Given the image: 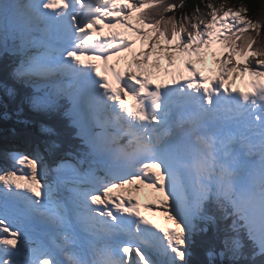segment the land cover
Listing matches in <instances>:
<instances>
[{
	"label": "snow or ice",
	"instance_id": "6c2138e0",
	"mask_svg": "<svg viewBox=\"0 0 264 264\" xmlns=\"http://www.w3.org/2000/svg\"><path fill=\"white\" fill-rule=\"evenodd\" d=\"M177 7L164 0H0V28L45 41L39 63L26 59L16 71L21 78L39 71L53 81L55 95L33 106L57 109L64 93L56 84L70 80L68 117L83 146L116 161L103 178L73 167L76 210L95 242L91 261L67 249L65 261L6 214L11 206L64 227L41 162L10 153L20 174L0 173V264H193L199 225L214 219L213 204L226 221L219 255L237 264L246 234L251 260L264 264V45L254 47L264 24L243 5L208 4L204 15L197 6L179 19L165 15ZM98 25L125 31L100 38ZM208 55L213 68L206 67ZM113 58L126 68L110 65ZM237 78L245 90L234 87ZM126 96L137 103L129 105ZM69 166L62 161L54 171L62 175ZM136 185L163 194L156 207L174 227L142 215L131 194L125 200L114 192Z\"/></svg>",
	"mask_w": 264,
	"mask_h": 264
},
{
	"label": "trees",
	"instance_id": "16d2710c",
	"mask_svg": "<svg viewBox=\"0 0 264 264\" xmlns=\"http://www.w3.org/2000/svg\"><path fill=\"white\" fill-rule=\"evenodd\" d=\"M239 3L237 0H164L165 4H175L178 7L174 12L165 13L166 16H175L177 19L184 16L185 14L190 15L193 13L190 11L191 8H195L196 5L200 6V13L204 15L208 9L206 5L213 4L216 7L228 4H232L235 7L245 6L248 9V17L253 21H259L264 24V0H241ZM183 3L188 5L189 11L184 13V8L179 7ZM228 3V4H225ZM183 8V9H182ZM148 12H154V9L146 10ZM258 44L254 47L264 45V29H261L260 36L257 38ZM239 43V42H238ZM15 56L13 54L0 59V84L3 91H0V173L5 171H11V160L8 157V153L14 148L24 149L33 158L39 160V153L44 154L46 159H52L56 161L57 155V143L72 139L68 143V147L74 151H83L85 157L89 159H95L94 153L88 151L83 146V141L78 135L77 128L73 125L70 119L66 116L65 112L72 106L68 97L61 96L58 99L59 107L55 110H43L33 106V101L37 103L46 102L55 93L50 90H39L33 92L40 87L33 84H27L24 79H21L16 75L17 69L14 68ZM11 92V94H10ZM50 95V97L48 96ZM63 114L61 125L56 129L63 131L62 136L55 139L48 138L50 127L53 126L52 121H57L58 115ZM18 120L24 122V126L21 127ZM44 140L48 147L54 149V154H48V147L44 144H40L37 140ZM43 159V158H41ZM220 211V210H219ZM221 212V211H220ZM212 215V214H211ZM221 212L218 221H220V232L217 234V228L219 227L218 221L217 228L212 220L202 222L196 237V247L194 249L193 264H233L230 255L220 256L223 228L225 226V219L222 218ZM231 223V221H227ZM244 239V253L245 256L241 257L237 264H261V258L257 257L255 262L251 260V242L247 239L246 234ZM215 253L214 256L209 257V252Z\"/></svg>",
	"mask_w": 264,
	"mask_h": 264
},
{
	"label": "rangeland",
	"instance_id": "374dc122",
	"mask_svg": "<svg viewBox=\"0 0 264 264\" xmlns=\"http://www.w3.org/2000/svg\"><path fill=\"white\" fill-rule=\"evenodd\" d=\"M237 1L239 3H242L241 0H237ZM21 2H26V0H21ZM228 5L233 9L239 8V7H235L232 4H228ZM197 6L199 5H196L195 8ZM183 8L185 13L186 11L187 12L189 11L190 7L187 4L186 5L184 4ZM195 8H191L190 11L192 12V9L194 11ZM189 14L190 16L194 15V12ZM109 39H111V37ZM136 45L139 46V43L137 42ZM3 50H5V53L11 52L14 55L16 54L19 55V58H17L15 61V68H16V67H20V65L23 64L26 59L28 60L35 59L39 63L40 58L44 56L46 47H45V41L41 37H29L27 34H23V35L14 34L9 29L0 28V56L3 55L1 53ZM146 50H148L147 47ZM129 55H130L129 53H125V56L129 57ZM206 61H207L206 67H210V68L214 67L211 55H208L206 57ZM119 65L126 66L124 60H120ZM201 68H205V65H201ZM204 74L206 75L208 73L205 71ZM24 78L37 84L39 87H41L40 89L42 90L43 89L45 90L49 87L53 88L52 79L46 78L39 71L34 72L33 74ZM238 81L239 79L237 78V82ZM120 86L121 87L123 86V82H121ZM56 87L64 93L63 95L69 97L70 100V96L68 95V93H70L72 90V84L70 80L62 78L57 82ZM56 99L57 100L60 99V96L56 97ZM125 100L128 103L132 101V99H128V96L125 97ZM47 137L50 138V136ZM14 152L23 153L26 156L31 157L29 153L24 149L14 148L13 150L10 151V153H14ZM10 153L8 154L9 157H10ZM48 154L49 156L51 155V150H48ZM41 158H43L44 160ZM45 159H46L45 155L43 153L42 154L39 153V161L41 162V164H43ZM65 161L70 165L68 168L71 169V171L68 174L64 172L66 176H62L68 182L67 187H62L59 183V180L57 179H56L57 182L54 180L55 183L52 184L53 188L56 189L54 191L55 200L57 201L58 206L63 213V218H64L63 228L54 226L47 219H42L39 217L32 218V217H26L20 215L19 213L14 211V209L11 206H9V208L7 209L6 214L8 215L9 219L15 220L17 226H19L22 230L27 231L31 240H33L36 244H43L47 247L53 248L55 251H57L58 254H60V258L62 260L65 261L67 260V257L63 255V251L67 249L69 254L72 253L80 254L85 259L91 261L93 259V256L91 254V248L95 242V238L92 235H90L88 231V226L82 224L79 220V216L76 210V201H75V192H74L75 187L79 183V179L76 173L73 172V167H75L77 170H80L81 164H76L74 166L73 163H75L76 161L73 158ZM11 162H12L11 171L15 170L17 171L18 174H20V170L16 165H14L12 159ZM102 163H109L112 165H116V161L104 156L102 153H97V160L94 162L92 167L89 168H91L92 171H94L96 175L101 178L105 177V175L100 172V167ZM119 166L124 167L125 165L121 163ZM24 171L26 172L27 170L25 169ZM45 173H46L45 178L50 183V176L48 175L49 173L48 172ZM51 173L52 172H50V174ZM54 174L56 176H60L57 175L56 171H54ZM57 183L59 184V189H57L58 188ZM135 188L138 190L128 191L123 189H116L115 194L116 196H123L125 200L128 198L129 194H131V196L133 197V203H135L136 201L139 202L141 214L146 215L147 213V215L150 216L152 220H154L156 223L160 224L164 228L174 227V224L165 218V209L162 206L159 209H157L156 207L157 201L163 198V194L156 191V189L154 188L145 187L143 185H136ZM152 193H154V195ZM169 203H171V200H169ZM145 205L149 206L148 209H146ZM64 233H67L70 236V240L67 244H65L63 240ZM78 242L79 245H76V243Z\"/></svg>",
	"mask_w": 264,
	"mask_h": 264
},
{
	"label": "bare ground",
	"instance_id": "6f19581e",
	"mask_svg": "<svg viewBox=\"0 0 264 264\" xmlns=\"http://www.w3.org/2000/svg\"><path fill=\"white\" fill-rule=\"evenodd\" d=\"M108 19H111V17H109V18H107V19H105V20H103L102 21V23L103 24H106L107 22H108ZM119 27V26H118ZM115 28V29H109V28H107L104 32V35L103 34H101V36H100V38H110V37H108V32L109 31H123L124 29L123 28ZM108 30V31H107ZM136 48H137V51H139V46L138 45H136ZM145 51H147L146 50V48H145ZM44 54H45V52H44ZM125 55V54H124ZM131 56V54L129 55V57ZM116 63V59L115 58H113L112 60H110L109 61V64L110 65H114ZM162 63H165L164 61H162ZM179 63V62H178ZM116 68L118 69V70H121V71H123L125 68H126V66L125 65H119V63H116ZM197 68H201V64H197ZM186 75H187V73H185ZM206 75H213V73L212 72H210V73H208V74H206ZM36 79H38V78H36ZM246 79H247V77H246ZM109 80L112 82V84H113V87H116L117 85H116V83H115V80H114V78L111 76V73H109ZM234 87H240L241 88V90H245V87H244V84L243 83H241V81L239 80L237 83H236V85H234ZM128 99H132V100H134L131 96H128ZM126 103H128V102H126ZM129 105H130V103H128ZM95 131L96 132H101L102 130L100 129V128H96L95 129ZM177 131H179V129H177ZM181 136H183V135H181ZM180 136V137H181ZM113 166L114 165H109L108 163H104V164H102L101 165V167H100V172L101 173H105L106 174V172L108 171V170H110L111 168H113ZM129 170H131L130 168H129ZM123 190H128V191H130L128 188H127V186H126V188L125 189H123ZM116 191V189L114 190V192ZM153 195H154V193H152ZM151 194V195H152ZM150 195V196H151ZM146 199H148V198H146Z\"/></svg>",
	"mask_w": 264,
	"mask_h": 264
},
{
	"label": "water",
	"instance_id": "95a60500",
	"mask_svg": "<svg viewBox=\"0 0 264 264\" xmlns=\"http://www.w3.org/2000/svg\"><path fill=\"white\" fill-rule=\"evenodd\" d=\"M186 138H184V139H180L181 141H183V140H185Z\"/></svg>",
	"mask_w": 264,
	"mask_h": 264
}]
</instances>
